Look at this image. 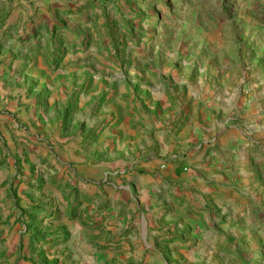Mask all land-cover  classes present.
<instances>
[{"label": "rangeland", "instance_id": "obj_1", "mask_svg": "<svg viewBox=\"0 0 264 264\" xmlns=\"http://www.w3.org/2000/svg\"><path fill=\"white\" fill-rule=\"evenodd\" d=\"M0 82L10 102L34 104L44 93L50 128L40 141L46 158L27 174L31 192H14L26 175L19 167L12 192H0V264H264V0H0ZM197 120L204 136L221 132L216 144L187 147L182 137L200 129ZM57 137L110 162L100 185L144 173L152 151L158 169L177 154L183 172L192 156L217 153L219 172L239 181L232 192L207 193L202 212L188 214L194 228L180 235L166 215L172 206L160 201L149 207L151 235L138 209L127 228L112 223L116 231L89 221L104 243L84 242L73 237L68 183L64 203L38 192L55 185L54 167L75 173ZM0 142L7 146L1 131Z\"/></svg>", "mask_w": 264, "mask_h": 264}, {"label": "crops", "instance_id": "obj_2", "mask_svg": "<svg viewBox=\"0 0 264 264\" xmlns=\"http://www.w3.org/2000/svg\"><path fill=\"white\" fill-rule=\"evenodd\" d=\"M2 63V69L6 68L5 62L3 61ZM6 79L4 78V80ZM0 84L2 83L0 82ZM2 88V85H0V112L3 110V115L0 116V131L7 141V146L4 147L0 142V192H12L10 190V182L16 173L15 169H18V167L22 171L25 170L26 175L24 181L18 187L15 185L14 192H31V188L28 186L31 178H28L27 174L33 165L40 166L44 162L47 150L46 145L40 141L46 140V132L50 129L44 114L46 112L42 111V105L45 102L42 99L44 93L38 95V101L34 104H30L31 99L27 98H22V101L18 100L19 102H10L7 91H3ZM23 105L26 107L23 108ZM18 124L29 125V131L19 132L15 129L19 126ZM197 124L200 128L198 131L190 132L191 129L188 130L187 128L184 136L181 135L185 139L184 143H192L191 146L187 145L189 149H199L202 144L201 141L205 144L211 142L212 145L218 142L219 137L222 135L221 132L217 136H210L211 138H209L203 135V129L198 120ZM16 133L22 137L16 139L14 135ZM57 138L61 147H63H60L59 152L68 158H65L67 161L73 164L75 173L71 174V177L68 175L65 177L62 172L59 173V166L54 167L55 171H57L55 185L48 182L38 192L52 194L56 203H64L61 192H64V187L68 183L70 191L75 193L76 203H74V206L78 210V215L72 222V227L74 228L73 237L77 240L82 238L84 242H91L93 238L97 243H104L103 237L91 234L95 226H88L89 221L101 220L99 225L102 226L103 231H116L117 228L112 226V223L115 226L118 225L120 229L127 228L128 226L125 225V222L132 218L130 210L137 212L138 209L143 210L141 215L142 229L147 231V236L151 235V213L153 210H149V207H155L156 209V205L160 201L162 204L168 203L172 206L166 215L168 219L176 221L172 229L174 233L180 232V235L185 229L194 228L195 224L192 223V218L188 214H190L191 208H195L193 211L197 213L202 212L201 208L207 203V193L232 192L233 189L236 190L235 185L239 181L234 173L227 172L222 174L219 172L218 165L221 163V157L217 153L213 154L211 152L207 154L208 150H205L202 153L190 156L191 159L185 164L186 168L187 166L190 168H187L188 172H183L176 167V164L180 162L177 154L170 155L172 159L169 160L168 167L163 171L158 169L157 155L155 156L152 151L148 156L152 161L149 162L147 158L148 161L146 160L147 162L143 163L144 173L127 172L119 178H113L112 187L100 185L99 179L103 176L105 170H110V162L105 160L106 158L100 161L89 160L88 155L83 154L84 145L71 143L69 140L62 141L59 139L60 137ZM230 140V136H224L221 141L229 143ZM179 142L183 143L182 140ZM174 146L172 147L174 148ZM69 147L71 148L70 157L67 152ZM162 153L165 155L167 151H162ZM210 154L215 156V159L208 162L211 159ZM17 156L22 159L19 160V164H15ZM105 174L107 175V172ZM20 180L18 179L17 184H19ZM35 180L34 183H36ZM160 192L166 193V196L162 198L163 200L159 198ZM172 193L174 194L173 197L170 195ZM21 197L31 203V199L22 194ZM187 202L190 205L187 206ZM218 203L219 199L215 198L214 204L217 205ZM99 206L101 209L98 208ZM146 209L147 212L145 213ZM128 237L135 245L141 243L137 240L136 230ZM185 237V241L190 242L187 236ZM144 243L145 245H148V243L154 245L152 241L147 242L145 240ZM134 252L137 253L139 251L134 250ZM139 254L142 255L143 253L140 252Z\"/></svg>", "mask_w": 264, "mask_h": 264}, {"label": "built area", "instance_id": "obj_3", "mask_svg": "<svg viewBox=\"0 0 264 264\" xmlns=\"http://www.w3.org/2000/svg\"><path fill=\"white\" fill-rule=\"evenodd\" d=\"M185 171H187V168H184Z\"/></svg>", "mask_w": 264, "mask_h": 264}]
</instances>
